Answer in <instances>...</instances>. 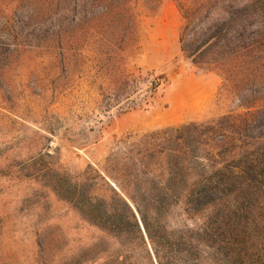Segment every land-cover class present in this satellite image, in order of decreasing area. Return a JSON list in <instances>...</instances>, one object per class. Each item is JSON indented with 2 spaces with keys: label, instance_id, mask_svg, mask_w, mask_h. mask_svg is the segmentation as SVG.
Wrapping results in <instances>:
<instances>
[{
  "label": "rangeland",
  "instance_id": "obj_1",
  "mask_svg": "<svg viewBox=\"0 0 264 264\" xmlns=\"http://www.w3.org/2000/svg\"><path fill=\"white\" fill-rule=\"evenodd\" d=\"M248 1L264 26V0ZM246 2L0 0V264H126V238L101 227L124 212L108 158L145 133L250 109L236 99L245 85L227 91L225 71L195 63L181 44L186 10L198 47ZM240 26L237 15L220 41ZM122 195L141 225L138 207L170 228L203 222L204 205ZM251 251L264 264V241Z\"/></svg>",
  "mask_w": 264,
  "mask_h": 264
},
{
  "label": "trees",
  "instance_id": "obj_2",
  "mask_svg": "<svg viewBox=\"0 0 264 264\" xmlns=\"http://www.w3.org/2000/svg\"><path fill=\"white\" fill-rule=\"evenodd\" d=\"M241 8L229 11L222 25H209L206 33L210 35L198 47L186 10L181 44L195 63L225 71L227 91L238 83L245 85L236 99L250 109L223 115L207 125L191 122L145 133L108 158L116 163V193L124 212L109 214V226L97 224L126 238L120 244L122 263L261 264L251 250L258 240L264 241V104L252 107L264 99V87L250 95L244 90L264 85V26L259 24L254 2L247 0ZM237 15L241 23L237 33L220 41L219 32ZM207 52L209 59L204 61L201 55ZM159 84L155 80L152 91ZM122 194L135 205H204L200 209L205 212L203 222L195 229L170 228L166 223H151L138 207L141 225ZM138 250L144 255H138Z\"/></svg>",
  "mask_w": 264,
  "mask_h": 264
}]
</instances>
